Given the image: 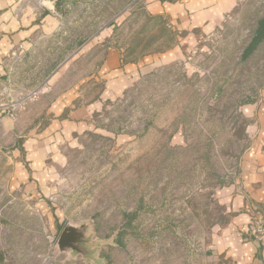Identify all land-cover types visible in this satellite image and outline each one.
Instances as JSON below:
<instances>
[{"label": "rangeland", "instance_id": "1", "mask_svg": "<svg viewBox=\"0 0 264 264\" xmlns=\"http://www.w3.org/2000/svg\"><path fill=\"white\" fill-rule=\"evenodd\" d=\"M151 2L24 1L35 11L53 7L61 28L52 46L36 49L43 79L11 81L4 100L38 92L12 119L21 128L0 134V264H230L214 248L231 218L218 193L241 185L254 136L243 109L264 102V40L243 58L264 0H237L218 24L191 32L148 14ZM189 33L183 55L108 94L97 70L110 48L143 61ZM64 94L77 106L105 99L87 129L53 142L36 192L24 191L14 180L12 138L42 128L54 116L47 107ZM68 223L86 225L85 236L79 250L59 252Z\"/></svg>", "mask_w": 264, "mask_h": 264}, {"label": "crops", "instance_id": "2", "mask_svg": "<svg viewBox=\"0 0 264 264\" xmlns=\"http://www.w3.org/2000/svg\"><path fill=\"white\" fill-rule=\"evenodd\" d=\"M24 1L0 0V79L9 85L11 81L19 80L28 87L43 79L42 67L38 65L41 64L38 62L40 56L36 54V49L42 50L54 44L61 28V17L54 12L53 7L35 11L33 6L24 4ZM236 2L237 0H153L148 5V14L173 18L177 23L184 22L183 28L191 32L194 27L218 24ZM20 6H24L22 12L19 10ZM194 38V34L189 33L183 44H177L169 51L159 54L161 57L153 54L154 56L144 57L143 61L123 59L118 49L110 48L97 73L108 80V94L120 88L122 90L131 79L136 78V73L172 62L183 55L186 46L190 45L189 41ZM20 45L23 46L24 61L16 69L17 76H13L9 74L8 66L13 60L12 52ZM56 69L57 67L54 71ZM122 84L125 85L121 87ZM107 92L106 90L105 96ZM74 99L68 94L60 96L47 107V113L54 112V116L42 128L37 130L39 125L36 123L30 126L32 136L25 139L18 136L16 139L12 138V154L17 170L14 180L20 189L25 191L34 188L36 192L35 185L38 175L45 168L44 161L55 149L53 142L69 139L87 129L92 111L100 108L105 97L97 102L78 106L72 104ZM243 110L246 116L253 118L250 130L254 136L243 157L241 185L224 187L218 193L231 218L230 224L217 236L214 248L230 264H264L263 247L247 234L250 219L257 215L264 216V102L246 105ZM0 116L3 117L0 126L2 137L15 134L16 127L21 128L7 117L5 108H0ZM23 162L28 163L29 169ZM32 177L34 181L28 182Z\"/></svg>", "mask_w": 264, "mask_h": 264}, {"label": "built area", "instance_id": "3", "mask_svg": "<svg viewBox=\"0 0 264 264\" xmlns=\"http://www.w3.org/2000/svg\"><path fill=\"white\" fill-rule=\"evenodd\" d=\"M23 46L20 45L17 50H14L11 54L13 60L10 62L9 71L14 69L15 63L17 61H21L24 58L23 55ZM10 85L5 83L0 79V108H5L7 117H10L13 120H17L20 111L23 109L24 105L27 104L28 100H32L34 95H36L37 91H32L30 93L25 94L22 98L17 99L12 102H5L4 100L10 94ZM2 116H0V126L2 125ZM247 234L261 247L264 249V216L257 215L250 219L249 224L247 226Z\"/></svg>", "mask_w": 264, "mask_h": 264}, {"label": "water", "instance_id": "4", "mask_svg": "<svg viewBox=\"0 0 264 264\" xmlns=\"http://www.w3.org/2000/svg\"><path fill=\"white\" fill-rule=\"evenodd\" d=\"M85 226L68 223L62 230L57 242L59 252H67L68 248L79 250L78 245L83 242L85 236Z\"/></svg>", "mask_w": 264, "mask_h": 264}, {"label": "trees", "instance_id": "5", "mask_svg": "<svg viewBox=\"0 0 264 264\" xmlns=\"http://www.w3.org/2000/svg\"><path fill=\"white\" fill-rule=\"evenodd\" d=\"M263 40H264V15L257 22V27L254 30L252 39L244 49L243 58H246L248 55H250ZM0 258L2 259L1 255Z\"/></svg>", "mask_w": 264, "mask_h": 264}]
</instances>
